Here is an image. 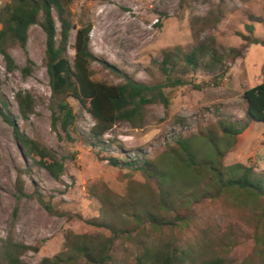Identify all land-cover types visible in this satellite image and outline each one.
<instances>
[{
	"label": "rangeland",
	"instance_id": "374dc122",
	"mask_svg": "<svg viewBox=\"0 0 264 264\" xmlns=\"http://www.w3.org/2000/svg\"><path fill=\"white\" fill-rule=\"evenodd\" d=\"M62 1L75 26L68 49L70 61L75 55L76 28L92 26L90 49L99 60L93 64L96 79L118 84L124 74L147 85L167 83L161 71L164 52L179 56L172 76L181 75L184 55L201 44L216 50L221 62L213 72L201 64L182 77L185 86L164 88L169 107L149 105L140 128L118 124L100 150L86 143L93 120L73 98L68 101L77 115L76 124L68 132L53 127L55 105L45 61L46 36L40 25L32 26L26 51L17 45L9 48L17 69L8 72L0 55V109L4 102V112L17 121L20 132L63 157L66 173L56 181L27 158L13 128L0 115V241L12 234L37 247L38 251L30 250L23 257L37 264L65 252L66 236L114 235L106 227L88 223L94 221L112 226L122 236L114 244L110 264H137L142 253L139 240L171 242L180 250H190L193 260L186 264H211L216 259V264H264V196L252 189H222L209 171L190 173L173 159L174 155L184 158L175 142L182 135L199 162L212 161L225 170L241 165L264 181V124L251 122L252 128L238 142L226 136L220 125L221 121L244 124V93L264 82V46H245L240 35L249 36L246 25L253 24L254 36L264 40V0H75L71 5ZM8 2L0 0V10ZM238 53L240 57L233 61ZM29 59L32 73L25 77L22 69ZM18 91L29 92L36 101L27 120L15 100ZM202 132L210 133L215 143ZM110 157L130 158L136 165L114 167ZM144 158L173 175L168 186L175 202L169 201L161 214L170 225L161 230L145 219L136 223L131 217L135 210L156 214L153 205L163 196L142 169ZM241 173L236 169L234 176ZM19 175L27 193L36 191L55 210L72 218L49 215L37 199L27 198L13 220ZM231 175L227 171L225 179Z\"/></svg>",
	"mask_w": 264,
	"mask_h": 264
},
{
	"label": "trees",
	"instance_id": "16d2710c",
	"mask_svg": "<svg viewBox=\"0 0 264 264\" xmlns=\"http://www.w3.org/2000/svg\"><path fill=\"white\" fill-rule=\"evenodd\" d=\"M64 1L67 5H71L75 0ZM57 22L60 25L59 28ZM0 24V55L3 56L8 72L18 68L14 58L9 53V48L12 45H17L26 51L30 28L35 25L41 26L46 36L45 61L55 105L52 125L55 129L60 126L63 131L68 132L76 124L77 115L68 101L69 98H73L93 120V125L85 140L86 143L90 147L100 148V150L105 149V137L118 124L127 122L133 128H140L145 121V109L149 105L163 103L169 107L170 99L165 94L164 88L167 86H185L187 82L182 79L183 76L191 71H196L201 64L213 72L218 63L221 62L216 50L207 44H201L184 55L185 68L181 70L182 76H172L181 59L175 52L166 51L164 52L161 71L166 76L167 83L147 85L121 74L123 81L114 84L106 80L96 79L94 76L93 64L99 60L90 49L91 24L76 28L73 45L74 59L70 61L68 58L71 32L75 26L66 16V6L62 0H10L0 10ZM246 28L250 35L240 34L246 42L245 46L249 44L264 46V40L254 36L255 27L253 24L246 25ZM238 57H240L239 53L233 56V61ZM28 62L29 65L22 69L25 77L32 73V60L29 59ZM102 64L104 67L110 68L109 65ZM243 98L247 106L246 122L239 124V126H233V124L224 121L220 122L222 132L226 136L235 138V142H238L242 138L241 135L252 128L253 122L264 124V82L247 90ZM15 100L21 117L24 120L29 119L35 109L34 96L27 91H18L15 94ZM1 104L3 109H0V115L13 128L15 138L21 145L24 155L31 159L34 164L46 170L54 180L60 181L66 173L64 158L54 149L20 132L17 121L9 113L4 112L5 103L1 102ZM202 135L207 136L210 141L215 143L210 133L202 132ZM175 142L179 147L178 154L184 158H178L177 155H174L175 158L173 159L178 161L177 163L182 170L199 173L205 169L209 171L222 189H252L259 196H264L263 179L261 177L254 178L250 169L238 165L225 170L216 167L212 161L199 162L188 139H183V136L179 135ZM110 144L113 145V143ZM217 153L221 154L218 148ZM108 161L114 167L120 165L134 167L136 165L134 160L130 158L110 157ZM142 167L147 175L158 184L163 196L158 200L159 202L156 201L153 205L156 214L152 213V210H135L131 213V217L136 223L145 219L155 229L161 230L170 225L161 214L169 207L167 204L169 201L172 204L175 202L174 199L171 200L174 194L168 186L170 185L168 181L173 178V175L170 171L163 170L162 167L158 168L155 161L147 158H144ZM236 169L242 170V173L234 176ZM227 171L232 175L225 179ZM13 196L15 200L12 212L13 220L18 217L21 202L27 198L37 199L49 215L72 218L65 212L55 210L52 202L46 201L36 191L31 194L27 193L25 183L20 175L16 180ZM88 223L93 226L106 227L114 235L110 237L66 236L65 252L55 258H43L37 264H110L113 261L114 244L122 236H118L117 231L112 226L94 221H88ZM140 243L142 253L137 258V264H186L193 260L190 250H180L171 242L156 244L151 241L139 240ZM30 250L38 251V248L28 246L9 234L0 241V264H30L23 258ZM218 260H213L211 264H216Z\"/></svg>",
	"mask_w": 264,
	"mask_h": 264
}]
</instances>
